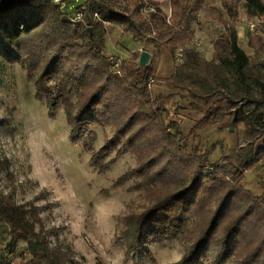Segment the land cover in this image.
Segmentation results:
<instances>
[{"label":"trees","instance_id":"1","mask_svg":"<svg viewBox=\"0 0 264 264\" xmlns=\"http://www.w3.org/2000/svg\"><path fill=\"white\" fill-rule=\"evenodd\" d=\"M58 1L62 7L53 0H0V61L17 64L34 82L35 96L44 101L50 117L63 110L70 138L77 140L91 127L111 129L99 149L94 150L91 139L82 144L95 172L105 174L124 152L136 159L135 167L113 185L135 178L131 190L141 191L145 203L138 212L126 208L116 219L117 247L133 259H150L148 243L181 241L184 255L174 264H264V196L244 190L239 173L264 155L255 149V142L264 137V80L238 46L234 23L225 24L224 46L215 47L211 62L192 49H181V62H174L172 76L162 84L170 92L158 103L147 89L152 77L148 68L112 73L103 37L104 25H110L142 42L163 21L160 10L155 7L144 18L139 17L140 0L129 14L116 7L121 0H84L67 14L70 0ZM233 1L243 3L247 19L259 22L254 30L264 35V2ZM78 12L82 22H73ZM167 29L168 37L161 34L152 40L155 49L173 47L186 36L183 29ZM175 94L203 106L212 97L226 102L233 111L230 123L246 127L247 148H241L233 162L206 167L204 157L187 149L176 123L167 119L165 103ZM213 116L206 111L199 125H207ZM36 212L0 193V237L6 240L0 246V264H12L20 240L26 242L29 258L18 264H79L69 247L50 245L48 237L55 232L43 230Z\"/></svg>","mask_w":264,"mask_h":264},{"label":"rangeland","instance_id":"2","mask_svg":"<svg viewBox=\"0 0 264 264\" xmlns=\"http://www.w3.org/2000/svg\"><path fill=\"white\" fill-rule=\"evenodd\" d=\"M136 1L139 0H121L116 7L129 14ZM140 1L143 5L139 17L145 18L147 12L143 6L149 4L160 10L163 21L157 22L142 42L134 41L130 34H121L116 26L104 25L105 56L118 58L121 63L119 74L112 72L114 75L138 68L140 53H149V62L143 67L152 74V83H148L147 89L151 98L160 103L170 92L162 84L173 74L176 50L192 49L203 60L211 62L215 47L224 46L225 24L232 21L238 46L248 56L253 70L264 80V35L254 28L250 30V24L255 26L259 22L247 19L242 2L174 0L176 5H173L171 0ZM83 3L84 0L66 1V13H73ZM59 4L62 7V3ZM227 8L235 12V16H230ZM134 18L137 20L138 16ZM173 26L183 29L186 36L173 47L164 44L155 49L152 40L161 34L168 37L167 28ZM225 103H219V97H212L208 105L203 106L200 102L183 101L176 94L165 103L167 119L176 123L178 137L193 155L204 157L206 167L210 163L233 162L235 154L241 148H247L246 127L242 123H230L233 111ZM46 109L44 101L35 96L34 82L26 79L19 66L0 61V193L16 205L35 208L43 230L55 232V236L48 237L50 245L57 243L69 247L79 264L179 262L184 255L181 241L162 245L148 243L146 249L150 259L143 255L133 259L117 247L116 219L126 208L138 212L145 203L141 191L131 190L138 182L135 178L119 187L113 185L118 176L135 167L136 159L131 153L124 152L105 174H98L89 164V154L82 144L91 139L94 150L99 149L105 135H111V129L91 127L74 140L70 138L63 110L58 108L50 117ZM206 111L214 116L201 127L199 122ZM262 141L264 137L255 142V149L264 153ZM114 156L113 152L104 162ZM259 157L260 160L250 168L239 169L241 187L255 197L264 196V155ZM31 217L28 214V218ZM2 230L0 225V232ZM38 231L39 226H35V233ZM5 243V237H0V246L4 247ZM13 251L12 264L29 258L25 241H18Z\"/></svg>","mask_w":264,"mask_h":264},{"label":"built area","instance_id":"3","mask_svg":"<svg viewBox=\"0 0 264 264\" xmlns=\"http://www.w3.org/2000/svg\"><path fill=\"white\" fill-rule=\"evenodd\" d=\"M53 2H56L57 4H59L60 2L58 0H53ZM143 10L146 11L147 13L148 12H155L154 11V8L151 7V5L149 4H145L143 6ZM73 22H82V15L81 13H77L75 14L74 18H73ZM249 28L250 30H252L254 28V25L253 24H250L249 25ZM182 60V50L181 49H178L176 50L175 52V61L178 63V62H181ZM109 62H110V66H111V70L114 74H119V71H120V60L118 58H113V57H110L109 58ZM152 83V79L149 80V84Z\"/></svg>","mask_w":264,"mask_h":264},{"label":"water","instance_id":"4","mask_svg":"<svg viewBox=\"0 0 264 264\" xmlns=\"http://www.w3.org/2000/svg\"><path fill=\"white\" fill-rule=\"evenodd\" d=\"M87 31L90 32V28H87ZM149 59H150L149 53L141 52L138 59V66L141 68L145 67L147 65L146 63L149 62ZM229 131L231 132L232 129L230 128Z\"/></svg>","mask_w":264,"mask_h":264},{"label":"crops","instance_id":"5","mask_svg":"<svg viewBox=\"0 0 264 264\" xmlns=\"http://www.w3.org/2000/svg\"><path fill=\"white\" fill-rule=\"evenodd\" d=\"M25 252H26V254H28L27 251H25ZM16 253H17V252H16Z\"/></svg>","mask_w":264,"mask_h":264}]
</instances>
